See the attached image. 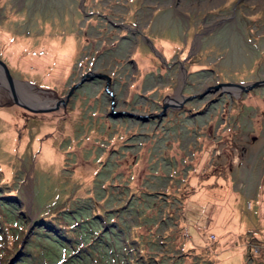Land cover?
I'll return each instance as SVG.
<instances>
[{
	"label": "rangeland",
	"instance_id": "obj_1",
	"mask_svg": "<svg viewBox=\"0 0 264 264\" xmlns=\"http://www.w3.org/2000/svg\"><path fill=\"white\" fill-rule=\"evenodd\" d=\"M0 59L108 76L0 84V264H264V85L196 96L264 79V0H0Z\"/></svg>",
	"mask_w": 264,
	"mask_h": 264
},
{
	"label": "water",
	"instance_id": "obj_2",
	"mask_svg": "<svg viewBox=\"0 0 264 264\" xmlns=\"http://www.w3.org/2000/svg\"><path fill=\"white\" fill-rule=\"evenodd\" d=\"M149 46L151 48V50H153L155 53L156 50L154 49L153 45H152V42L149 41ZM161 58V57H160ZM0 75L3 77V80L5 81L6 83V86H5V83L4 85L1 83L2 80L0 81V84L5 86L7 88V91L9 92V95L11 96L12 98V101L14 104L22 107V108H25L31 112H44V111H49V110H52V109H56L58 108V106L61 104L64 106L66 100L68 99V97L71 95V93L73 92L74 89H76L79 85H81L84 81L86 80H91L95 77H101V78H105L106 80H108V76L102 74V73H95V72H88L86 74H84L83 76H81L80 80L73 84L68 93L66 94L65 98H58L57 100H54L51 104H44V105H34V104H31V103H28V102H25L24 100H21L17 94V89L16 87L17 86H21V82L15 78L12 77L9 69H8V66L6 65V63L0 59ZM261 85H264V79H261V80H257V81H252V82H246V83H243V84H240V83H218L214 86H209L208 88H206L202 93L196 95L197 97H202L203 95L207 94L208 92H214V91H217L219 88H222V89H225V87H236L242 91H247L249 89H252L254 87H258V86H261ZM194 96H182L181 97V101L179 103H182L183 101L185 100H190L191 98H193ZM170 103H164L163 104V108H162V112L160 114H158V116H161L164 114V110L166 109V107L169 105ZM173 105V104H172ZM119 114H123V112H119ZM126 115L128 116H135V117H138L140 118L139 115H135L133 113H125Z\"/></svg>",
	"mask_w": 264,
	"mask_h": 264
},
{
	"label": "bare ground",
	"instance_id": "obj_3",
	"mask_svg": "<svg viewBox=\"0 0 264 264\" xmlns=\"http://www.w3.org/2000/svg\"><path fill=\"white\" fill-rule=\"evenodd\" d=\"M1 80H2L1 83L4 84L5 81L3 80V77L0 75V81ZM16 89H17L16 91H17V94H18L19 98L21 100H24L25 102H28V103H31V104H34V105H40V106L49 103V102L40 103V102L36 101V97H35L36 93H33V92L32 93L31 92L30 93L29 92H22V90H21V88L19 86H17Z\"/></svg>",
	"mask_w": 264,
	"mask_h": 264
},
{
	"label": "trees",
	"instance_id": "obj_4",
	"mask_svg": "<svg viewBox=\"0 0 264 264\" xmlns=\"http://www.w3.org/2000/svg\"><path fill=\"white\" fill-rule=\"evenodd\" d=\"M67 51V50H66ZM67 53V52H66Z\"/></svg>",
	"mask_w": 264,
	"mask_h": 264
}]
</instances>
